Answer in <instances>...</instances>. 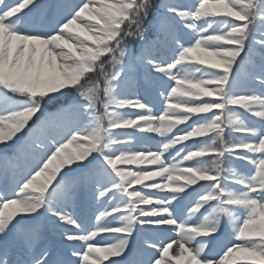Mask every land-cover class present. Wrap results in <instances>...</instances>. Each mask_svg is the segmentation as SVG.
<instances>
[{"label": "snow or ice", "instance_id": "obj_1", "mask_svg": "<svg viewBox=\"0 0 264 264\" xmlns=\"http://www.w3.org/2000/svg\"><path fill=\"white\" fill-rule=\"evenodd\" d=\"M0 264H264V0H0Z\"/></svg>", "mask_w": 264, "mask_h": 264}, {"label": "rangeland", "instance_id": "obj_2", "mask_svg": "<svg viewBox=\"0 0 264 264\" xmlns=\"http://www.w3.org/2000/svg\"><path fill=\"white\" fill-rule=\"evenodd\" d=\"M3 153L2 152H0V155H2Z\"/></svg>", "mask_w": 264, "mask_h": 264}]
</instances>
